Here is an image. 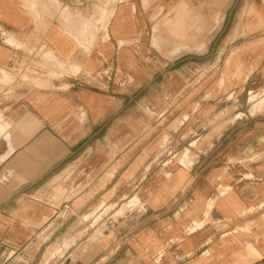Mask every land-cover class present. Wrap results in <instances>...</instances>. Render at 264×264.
Wrapping results in <instances>:
<instances>
[{
    "label": "crops",
    "instance_id": "obj_1",
    "mask_svg": "<svg viewBox=\"0 0 264 264\" xmlns=\"http://www.w3.org/2000/svg\"><path fill=\"white\" fill-rule=\"evenodd\" d=\"M232 1L238 6L223 42L231 44L227 65L233 82L242 77L239 86L254 85L249 102L255 95L262 100L264 0ZM137 3L116 0L105 31L98 36L108 45L106 55L98 48L101 60L94 56L80 64L65 36L51 28L43 37L55 46L59 60L65 61L67 55L66 61L72 60L80 73L18 98L0 94V124L8 127L0 125V264H11L34 244L29 264L264 263V154H256L264 151V127L258 130L256 143L233 146L232 161L221 163L208 181L198 182L193 158H181L179 167L167 173L150 168L149 156L159 141L145 146L143 117L129 114L137 94L124 92L126 86L142 85L148 77L143 44L135 47L130 41L133 35L142 36L144 19ZM211 3L199 4L190 15L187 2L179 0L153 26L152 45L165 49L170 58L191 50V25L203 41L225 20L222 9L228 0ZM61 4L92 20L93 5L101 6L95 11L112 6L97 0ZM22 5V0H0L7 29V42L0 43V72H9L17 52L10 38L31 28V15ZM77 6H86L88 14L75 11ZM133 21L139 22V30L131 28ZM241 22L246 23L242 31ZM93 28L91 34L78 33L79 38L93 40ZM112 41L117 46L111 47ZM204 47L201 43L197 50ZM255 111L259 110L249 105L247 112ZM242 114L236 112L233 119ZM221 123L216 122L200 143L211 144L222 132ZM129 135L135 136L129 140ZM242 149L249 151L247 157L240 156ZM65 201L70 214L58 219L56 213ZM132 201L136 204L129 208ZM102 214L109 224L95 236L98 224H92Z\"/></svg>",
    "mask_w": 264,
    "mask_h": 264
},
{
    "label": "rangeland",
    "instance_id": "obj_2",
    "mask_svg": "<svg viewBox=\"0 0 264 264\" xmlns=\"http://www.w3.org/2000/svg\"><path fill=\"white\" fill-rule=\"evenodd\" d=\"M23 1L22 7L31 12V28H28L26 32L16 33L13 36L14 38H10L15 43L12 47L17 52L12 60L9 72L6 70H1L0 72L1 95L16 96L18 98L27 92L54 87L53 82L65 75L74 76L80 73L79 67L70 62L72 60L66 61L67 55H64L65 61L59 60L58 58L61 59V55L57 53L55 46L47 38L43 37L51 28L65 36L63 40L77 51L76 56H74L80 64L87 62L94 56L96 61L101 60V55L97 53L98 48L104 55L107 54L105 49L108 45L100 43L98 37L102 32V28L98 29V25L102 24L98 21L100 13L94 11L101 7L100 5H94L90 9L91 16L95 18L97 22H94L97 25H92L94 26V31L96 30L93 40H87L79 38L78 30L74 25L76 20L80 25L85 23L79 13L73 14L67 10L70 15L68 18L73 15L71 19L73 18L74 22H69L70 19L65 22L67 15L65 11L62 12V9L66 8V6L62 8L60 2L62 0H44V2L43 0H33L34 3L32 2L31 5L30 3L27 4L25 0ZM137 1L136 8L144 19L142 27H140L143 28L141 31L142 36L133 35V39L130 41L135 42V47L143 44L144 53L146 52V54H144L145 59L142 60L145 62V71L148 77L142 85L135 86L130 84L126 86L124 92L130 95L137 94L136 98L134 96L136 103L129 105V114L135 116L137 113L138 117L142 115L145 132L141 136H143L145 146L153 140L159 141L158 147L149 156L152 161L150 168L161 169V172L167 173L179 167L178 163L181 162V158H193V161H196L194 170H197L196 173L199 175L197 178L198 182L208 181L209 176L215 173L217 167H221V163L226 165L227 161H232L231 151L233 146L258 141L257 138L260 136V131L258 130L264 127V111H260V109L264 108V100L260 101L261 96L255 95L251 98L253 100L249 102L250 91L255 90L254 85L239 86L242 83V77L239 80L236 77L235 82H233L231 69L227 65L231 56V44H223V42L230 32L232 14L237 10L238 5L235 2V5H233V1L228 0L226 6L222 9V20L224 18L225 20L223 22L220 21L217 27L203 41L194 35L197 32V28L191 25L190 32L193 36L188 38L191 50L184 51L178 56L170 58L166 55L165 49H157L152 45L153 26L164 14H170L173 6L179 0H148L146 5H142L140 0ZM185 1L187 2L190 15L201 3L208 6L213 5L211 3L212 0ZM97 2L102 5L104 2L107 3V0H97ZM110 2H112V8L116 0H109L108 4ZM26 5H29V8ZM73 9L86 12L87 14L89 11L86 6H77ZM61 12L63 15H61ZM3 16L4 14L0 10V43L6 44L5 30L7 29L2 21ZM245 24L243 22L240 23L241 31ZM139 26H141L139 22L133 21L131 23L133 30L135 28L139 30ZM88 31L79 34H86ZM67 34L68 37H66ZM106 41L111 42L110 39ZM20 42L23 46L20 45ZM201 43L205 44V47L202 50H197L198 45ZM113 44L117 46L115 41H112L111 47H113ZM34 46L36 47L34 48ZM104 47L106 48L104 49ZM113 60L116 62V56H114ZM108 61H111V59H108ZM224 70L228 72L226 75L223 74ZM4 73L9 78L1 80ZM23 73H25V77ZM39 78H42V80ZM28 82L29 84H27ZM256 92L259 94L260 89ZM249 105L259 111L249 114L247 112ZM238 111H242L243 114L233 119V114ZM219 120H222L220 128L223 129L221 134L212 137L211 144L207 142L201 144L202 137L210 132ZM134 136L129 135V140ZM193 141L194 143H192ZM257 152H259V155L256 153L257 156L264 154V151L261 150ZM240 153L241 157L249 155V151L244 149L240 150ZM250 154H253V151ZM134 204L136 202H130L129 205L131 206L129 208L133 207ZM120 214L122 213L120 212L118 215ZM118 215H113V218L117 219ZM106 216L105 214L100 215L96 222L92 224H98L96 225L98 230L95 236L101 235L103 230L108 227L109 223L106 222ZM89 227L87 226L84 233L88 232ZM44 235L39 237V241L43 239ZM36 248L37 244H34L20 254L11 264H29V260Z\"/></svg>",
    "mask_w": 264,
    "mask_h": 264
},
{
    "label": "bare ground",
    "instance_id": "obj_3",
    "mask_svg": "<svg viewBox=\"0 0 264 264\" xmlns=\"http://www.w3.org/2000/svg\"><path fill=\"white\" fill-rule=\"evenodd\" d=\"M41 1V0H40ZM108 1L109 0H107V3H108ZM110 1H113V0H110ZM25 2L28 4V3H30V5L32 4V2H33V0H25ZM36 2V1H35ZM43 2H44V0H43ZM50 2V1H49ZM61 2V1H60ZM22 3H24V1L22 2ZM34 3V2H33ZM105 3V2H104ZM106 3V4H107ZM50 5H51V3H49ZM35 5V4H34ZM37 5V4H36ZM105 5V4H104ZM27 7L29 6V5H26ZM46 6V5H45ZM59 6V5H58ZM94 6V5H93ZM106 6V5H105ZM104 6V7H105ZM57 7V6H56ZM55 7V8H56ZM64 7V6H63ZM29 8V7H28ZM31 8V7H30ZM34 8V7H33ZM49 8V7H48ZM35 9V8H34ZM45 9V8H44ZM50 9V8H49ZM98 9V8H97ZM37 10V9H36ZM35 10V11H36ZM53 10V9H52ZM111 10H112V8L111 9H109V10H107V9H101V10H97V12H99L100 14V16H99V19H98V21H99V23H102L101 25H98V29H101L102 28V30L103 31H105V28H106V25H107V20H108V17L110 16V14H111ZM34 11V12H35ZM47 11V10H46ZM55 12H56V10H54ZM63 11H65L66 12V15H67V18L66 19H68V17L70 16L69 15V13L67 12V10L64 8V9H62V12ZM95 11V10H94ZM27 12V11H26ZM33 12V13H34ZM62 12H61V15H63L62 14ZM29 13H31V12H29ZM41 13V12H40ZM43 13H45V12H43ZM54 13V12H53ZM60 13V12H59ZM93 13V12H92ZM96 13V12H95ZM46 14V13H45ZM31 15V14H30ZM39 15V14H38ZM54 15V14H53ZM71 17H73V15H71ZM71 17H70V20H72L71 19ZM89 17V16H88ZM101 17V18H100ZM46 18H47V16H46ZM69 20V19H68ZM93 20H95V18L93 19ZM92 20V18L90 17V18H87V19H84V21H85V23L84 24H82V25H79V32L78 33H84V32H86V31H88V30H90V28H91V26L93 25V24H95L94 22H92L93 21ZM96 21V20H95ZM36 22V21H35ZM48 22V21H47ZM71 22V21H70ZM97 22V21H96ZM38 23V22H37ZM40 23V22H39ZM35 25V24H34ZM75 26H76V24H74ZM73 26V25H72ZM78 27V26H77ZM77 27H76V29H77ZM75 28V27H74ZM78 30V29H77ZM96 31V30H95ZM90 34H91V30H90ZM8 35V34H7ZM9 36H11V35H9ZM22 36V35H21ZM79 36V35H78ZM14 38V37H13ZM18 39V38H17ZM20 39V38H19ZM24 39V38H23ZM14 40V39H13ZM9 41H11V40H9ZM21 41V40H20ZM159 41H161V39L159 40ZM164 41V40H163ZM29 42V41H28ZM158 42V41H157ZM156 42V43H157ZM21 43V42H20ZM164 43V42H163ZM20 45H22V43L20 44ZM31 45V44H30ZM37 45V44H36ZM23 46V45H22ZM24 46H25V44H24ZM36 46H34V48H35ZM30 48H32V47H30ZM33 48V49H34ZM27 51H29V50H27ZM176 52V51H175ZM25 59V58H24ZM43 61V60H42ZM48 61H50V60H48ZM36 62V61H35ZM47 62V61H46ZM40 63V62H39ZM56 63V62H55ZM23 65V64H22ZM35 65H37V64H35ZM34 65V66H35ZM41 65V64H40ZM38 66V65H37ZM52 66V65H51ZM47 68V67H46ZM69 68H71V67H69ZM57 70H58V68H57ZM62 70V69H61ZM71 70V69H70ZM34 71V70H33ZM31 72V71H30ZM51 72H54V71H51ZM65 72H66V70H65ZM7 74H8V72H6ZM6 73H4L2 76H3V78H1V80L3 79V80H6V79H8L9 78V76L8 75H6ZM55 73V72H54ZM18 74V73H17ZM24 74L25 73H23V76H24ZM53 74V73H52ZM51 74V75H52ZM56 74H58V73H56ZM55 74V75H56ZM16 75V74H15ZM48 75V74H47ZM50 75V74H49ZM27 76V75H26ZM22 77V76H21ZM25 77V76H24ZM12 78V77H11ZM34 78V77H33ZM33 78H32V80H33ZM36 78V77H35ZM22 80H23V78H21ZM39 79H41L42 80V78H39ZM8 81V80H7ZM3 82V81H2ZM5 83V82H4ZM3 83V84H4ZM1 84V83H0ZM27 84H29V82L27 83ZM5 85V84H4ZM7 85V84H6ZM30 87V86H29ZM33 87V86H32ZM10 88V87H9ZM35 88H38V87H35ZM11 89V88H10ZM262 100H264V98H262ZM261 99H260V101H262ZM240 113V112H239ZM243 113V112H242ZM1 120V119H0ZM1 125V124H0ZM3 125V124H2ZM1 125V127H4V125L2 126ZM223 125V124H222ZM7 127V126H6ZM6 127H4V128H6ZM10 127V126H9ZM8 128V127H7ZM3 129V128H2ZM0 130H1V128H0ZM5 130V129H4ZM2 131V130H1ZM12 131V130H11ZM3 132V131H2ZM7 133V132H6ZM14 133V132H13ZM20 135V134H19ZM188 160V159H187ZM113 206V205H112ZM105 207V206H104ZM121 209H123V207L121 208ZM101 213V212H100ZM98 219V218H97ZM83 220V219H82Z\"/></svg>",
    "mask_w": 264,
    "mask_h": 264
},
{
    "label": "built area",
    "instance_id": "obj_4",
    "mask_svg": "<svg viewBox=\"0 0 264 264\" xmlns=\"http://www.w3.org/2000/svg\"><path fill=\"white\" fill-rule=\"evenodd\" d=\"M70 203L68 201H65L61 207L58 209V212L56 213V216L58 219H64L70 214Z\"/></svg>",
    "mask_w": 264,
    "mask_h": 264
}]
</instances>
